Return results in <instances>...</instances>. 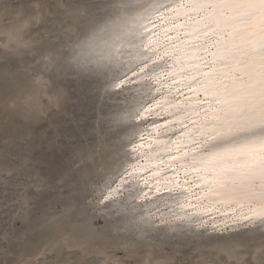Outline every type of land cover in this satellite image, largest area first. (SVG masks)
Wrapping results in <instances>:
<instances>
[{
  "label": "bare ground",
  "instance_id": "bare-ground-1",
  "mask_svg": "<svg viewBox=\"0 0 264 264\" xmlns=\"http://www.w3.org/2000/svg\"><path fill=\"white\" fill-rule=\"evenodd\" d=\"M111 44L131 60L114 80L131 73L142 88L125 114L138 125L124 146L130 153L143 134L137 171L160 177L157 215L191 201L216 220L264 227V0H152Z\"/></svg>",
  "mask_w": 264,
  "mask_h": 264
},
{
  "label": "rangeland",
  "instance_id": "rangeland-1",
  "mask_svg": "<svg viewBox=\"0 0 264 264\" xmlns=\"http://www.w3.org/2000/svg\"><path fill=\"white\" fill-rule=\"evenodd\" d=\"M110 0H0V125L5 126L8 134L14 129L31 134L34 143L41 148L34 153L38 160L54 165L59 171L72 169L68 178V196L49 195L34 212L32 222L25 227L29 231V240L35 247H42L51 233L50 229L40 228L36 221L41 211L48 207L55 211L66 203L77 209L91 197L90 185L97 184L103 173L97 171L111 163L113 149L120 144L116 133L130 126L126 132V142L131 138L137 123L125 117L128 110L143 99L140 86H129L121 93L113 94L104 89L98 94V78L104 71L90 67L62 62L60 53L67 52L69 42L79 34L87 32L100 13L101 6ZM152 0H128L126 7L119 10L114 21L101 35L103 22L95 27V36L89 41L87 54L97 52L103 61L116 70L110 84L130 66L131 60L126 52H115L111 44L113 35L120 30L126 18L150 4ZM110 15V17L112 16ZM113 17V16H112ZM99 30V31H98ZM109 84V85H110ZM15 101L16 110L7 109L6 102ZM125 102L120 111L123 126L112 123V114L106 113L110 106ZM54 139L56 148L49 152L47 140ZM125 142V143H126ZM124 143V144H125ZM127 156L125 146L122 149ZM76 152L94 154V160L80 168H73V156ZM119 153V152H118ZM87 172V179L80 176ZM123 228L146 243L155 242L164 247L167 255L173 256L177 264L195 261V249L228 239V236L210 235L202 237L193 224L179 222L172 225L153 227L144 213L134 208L125 210ZM10 215V209L0 210V216ZM144 216V219H140ZM75 222V218L70 220ZM103 224V221H101ZM189 227H183V226ZM38 231H34L36 228ZM260 227L246 233L247 245L253 248L264 245V235ZM231 238H236L235 236ZM119 238L111 235L107 229L103 238L94 240V244L114 245ZM34 249H29L33 251ZM70 258L66 252L56 251L42 257V261Z\"/></svg>",
  "mask_w": 264,
  "mask_h": 264
},
{
  "label": "snow or ice",
  "instance_id": "snow-or-ice-1",
  "mask_svg": "<svg viewBox=\"0 0 264 264\" xmlns=\"http://www.w3.org/2000/svg\"><path fill=\"white\" fill-rule=\"evenodd\" d=\"M136 79L126 73L108 87L113 94L121 93ZM6 108L16 110L17 105L15 101H7ZM136 115L139 118L141 113ZM147 116L148 120L143 121L145 124L151 122L152 113ZM144 143L143 134H139L131 140V152L123 160L111 167L97 169L103 173V178L90 185L91 197L78 209L66 203L52 211L49 201L36 225L40 228L50 226L42 232L51 235L42 247H35L25 226L32 222L35 210L46 197L70 195L67 187H70L68 178L72 169L59 171L56 166L36 159L34 153L42 145L34 143L27 128L6 134L5 126L0 125V210L10 209V215L0 216V264H49L41 258L56 251L66 252L70 258L55 259L50 264H177L173 256L165 253L164 247L155 242L146 243L126 232L123 228L125 210L130 208L144 213L156 229L174 221H192L195 217V229L202 237H229L196 248V259L190 264H264V245L255 248L247 245L246 233L256 227L250 217L230 215L216 220L211 213L205 215L195 211L198 206L191 201L179 203L181 212L173 213L172 217L157 215L150 205L156 198L153 193L161 195L163 192L160 177L149 178L154 169L137 171L140 167L137 161L142 164L143 157L137 154L136 145ZM46 148L53 151L55 140H47ZM93 160V153L76 152L73 168ZM87 175L84 172L80 180L87 179ZM73 218L75 222L69 226ZM37 226L34 231H38ZM107 229L111 230L112 237L119 238L117 242L114 245L94 244V240L104 237ZM261 235H264V229H261ZM233 236L236 238H231ZM29 249L34 250L30 252Z\"/></svg>",
  "mask_w": 264,
  "mask_h": 264
},
{
  "label": "water",
  "instance_id": "water-1",
  "mask_svg": "<svg viewBox=\"0 0 264 264\" xmlns=\"http://www.w3.org/2000/svg\"><path fill=\"white\" fill-rule=\"evenodd\" d=\"M128 0H110L108 4H103L101 6V12L96 15L95 20L91 24L89 30L85 32L84 34H79L77 38L69 42V48L67 52L60 53V56H62V62H73L74 64L90 67L91 69H100L104 71L103 75L98 78V83L100 84V87L98 89V94H101V92L104 89H109V84L112 78H114L116 74L115 68H111L106 64L101 63L100 61H103L99 54H96L97 52L92 51L90 54H87L86 51L88 49L89 41L91 38L93 39H99V37L95 36L96 31H94L95 27L98 26L99 23L103 22L101 20H104V24L102 25L100 30V34L98 36H101L106 29L111 25V23L114 21L115 15L119 10L124 9L127 5ZM110 15H112L110 17ZM113 20V21H112ZM98 30V31H99ZM129 88V87H128ZM126 89V88H125ZM125 102L112 105L110 106V109L107 110L106 113L112 114L111 119L112 123H114L116 126H123L125 124L124 122H129L128 120L123 121L120 118V111L124 108ZM130 129V126L122 128L116 133L117 138H121L120 144L116 146L113 151H115L111 157V163L106 165L105 168L111 167L114 163H116L118 160L124 159V153L122 151L123 145L126 142L127 135L126 132ZM119 152V153H118ZM103 178V174L101 176V180ZM100 180V181H101ZM183 227H189L183 226ZM256 227L263 228L260 225H256Z\"/></svg>",
  "mask_w": 264,
  "mask_h": 264
}]
</instances>
